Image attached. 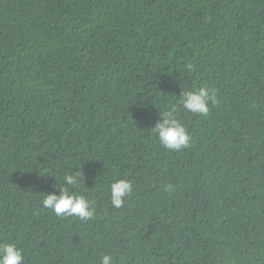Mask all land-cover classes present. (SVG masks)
I'll list each match as a JSON object with an SVG mask.
<instances>
[{
  "label": "trees",
  "instance_id": "1",
  "mask_svg": "<svg viewBox=\"0 0 264 264\" xmlns=\"http://www.w3.org/2000/svg\"><path fill=\"white\" fill-rule=\"evenodd\" d=\"M193 87L207 116L179 106ZM172 104L180 151L151 132ZM75 171L87 221L41 206ZM5 238L24 264H264V0H0Z\"/></svg>",
  "mask_w": 264,
  "mask_h": 264
},
{
  "label": "clouds",
  "instance_id": "2",
  "mask_svg": "<svg viewBox=\"0 0 264 264\" xmlns=\"http://www.w3.org/2000/svg\"><path fill=\"white\" fill-rule=\"evenodd\" d=\"M179 106L185 112L200 116H207L210 105L217 103L216 93L208 88L185 89L179 97ZM178 108L176 104L159 113L160 119L152 127V135L159 145L168 151H180L187 148L191 137L183 123L177 119ZM83 179L81 171L66 172L59 178L56 192L44 195L41 206L51 211L55 216L61 218H79L87 221L93 218L94 201L82 192L76 191ZM165 192L173 190L172 185L162 186ZM133 192L131 180L114 179L108 186V197L110 203L120 208L125 203V198ZM0 264H24V253L15 242H0ZM100 264H113L111 254L103 255Z\"/></svg>",
  "mask_w": 264,
  "mask_h": 264
}]
</instances>
